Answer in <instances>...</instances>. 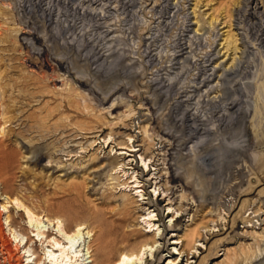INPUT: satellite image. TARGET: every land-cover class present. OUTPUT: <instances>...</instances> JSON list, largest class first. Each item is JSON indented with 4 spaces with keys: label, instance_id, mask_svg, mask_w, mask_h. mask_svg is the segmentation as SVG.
<instances>
[{
    "label": "rangeland",
    "instance_id": "rangeland-1",
    "mask_svg": "<svg viewBox=\"0 0 264 264\" xmlns=\"http://www.w3.org/2000/svg\"><path fill=\"white\" fill-rule=\"evenodd\" d=\"M238 1L73 0L70 8L59 3L58 12L67 17L74 13L71 7L80 10L77 23L85 27L90 50L106 54L107 69L95 72L84 49H68L61 41L54 52L46 42L37 41L41 52L25 45V38H33L24 28L32 27V20L20 24L15 14L19 0H0L5 245L25 239L5 226L8 215L29 222L13 198L41 215L45 225L58 227L57 221L46 222L49 217L59 218L62 226L83 224L86 238L92 215L130 200L135 214L127 228L135 236L126 250L154 238L158 242L133 264H264V37L259 18L236 12ZM233 34L237 54L228 51L229 60L208 77V70L224 60L221 48ZM55 53L70 58L68 70ZM233 57L237 61L230 65ZM44 76L46 88H28L44 91L26 100L27 93L20 92L23 77L33 83ZM168 78L169 91L165 83L160 89L153 83ZM15 82L19 87H11ZM240 91L245 133L221 127L213 112L226 99L239 98ZM186 93L193 99L190 108L176 102ZM195 103L212 133L201 131L188 141L174 116ZM150 212L157 215L154 230L144 221ZM186 230H196L193 250L183 246ZM32 249L20 251L23 264ZM114 262L111 256L104 264Z\"/></svg>",
    "mask_w": 264,
    "mask_h": 264
},
{
    "label": "bare ground",
    "instance_id": "bare-ground-1",
    "mask_svg": "<svg viewBox=\"0 0 264 264\" xmlns=\"http://www.w3.org/2000/svg\"><path fill=\"white\" fill-rule=\"evenodd\" d=\"M69 1L72 2L73 0H19L18 5L17 6L15 5L16 7L15 14L17 18H19L20 24H25L27 19L32 20L31 22L32 27H24V28L30 29L33 38L31 39L25 38L23 40L24 44L29 46L32 49H36L37 51L41 52L40 47L37 46V41L46 42L47 44L46 48L49 51L54 52L55 44L58 41H61L62 44L68 49H73V47L74 49L78 48L79 50L84 49L85 50L84 57L86 59H89L91 62H93V64L95 65V69H94L95 72L106 70L107 68L104 67L105 64H103V60L105 59V57H107L106 54H103V53L100 54V52H97V51L94 52L92 49L90 50V48H93V44L90 45L89 40L86 38L85 27L82 24L78 25L77 23V21L80 20L82 16V15L80 16V10L77 8L71 7L74 13L73 15L71 14L69 17H72V18H69L67 17V15H62L61 13L58 12V10H60V8H58L59 3L62 2L63 5L68 4L67 8H70L69 4L71 5V2L69 3ZM238 2L236 3L239 5L241 4V6L237 7L236 12L244 13V16H246L249 19L251 18V20L259 18L258 20L260 21V24H261L260 31H262L261 34L264 37V6L261 7L262 9L259 7L260 4H264V0H262L261 2H258V0H242L240 3ZM12 5L14 6L13 3ZM196 6L197 4H195V7ZM194 25L199 26V21L196 20ZM223 25H226V24H223ZM237 25L239 26L240 23L235 24L234 26H237ZM236 28H239V27H236ZM195 31L196 32L198 31L197 28ZM231 31L232 30H230V32ZM233 37H234V34L230 35L228 37V40L226 41L227 42L226 46L224 45L221 48V49H225L222 55V57L224 56V60H222V62L219 61V64L215 65L214 67L208 70L211 73V75H209L208 77L213 76L217 72L215 71V69L216 68L218 69L219 67H223L225 63L229 60V58L227 57H230L231 55L228 56L230 54V52L229 54H227L228 51L231 50L233 54L235 53L237 54L236 51H238V48H237L238 40H237V37L234 39ZM261 42H262L263 49H264V38L261 40ZM59 47L61 48V46ZM56 54L57 53H55V56H57L58 63L62 67H65L66 70H68L67 65H68V60L70 58L67 56L59 57ZM96 54L99 55L98 58L96 57ZM218 54L219 53H216V55ZM236 59L237 58L233 57L230 65H234L233 62ZM233 69H234V66H233ZM56 76L57 75L55 74L53 77L52 76L49 77V79L55 78ZM27 78L28 77H23L22 79L23 81L20 83L21 85L20 92L25 93V94L27 93V97L29 98L27 99L25 97L24 98L26 100L29 99L32 101V99L35 98V96H37L36 95L37 93L43 92L44 90L38 91L37 93L34 92V90L30 92L29 86L41 88L39 85H42V87L46 88V85H47L46 81L48 80V77L44 76L43 78H40V79H32L33 83H30L29 80L31 79L27 80ZM201 81H202L201 82L202 84L206 82V81L203 82V80ZM81 82H83V80ZM162 82L163 84L164 83L166 84V85L164 84L165 85L164 87L167 89V91H169V88H171L169 84L171 82V79L168 78L167 80L161 81L159 83L154 82L153 80V83L155 85H158L159 89H160ZM17 85H19V83L15 82L13 85H11V87L14 88ZM5 88L4 87L1 88L3 90V94H5ZM22 93H20V95ZM241 93L242 91L239 92L240 94L239 98L238 97L229 98L221 102L220 105L218 106L216 105V107L213 109V112H217V121L221 124L220 125L221 127H224L226 130H230V131L231 130L233 131V128H239L242 133H245L246 109L243 106V100H242ZM103 98H106V97H103ZM177 99L178 100L176 102L179 106L182 104L187 105L188 108L193 106V104L191 103L193 101L192 96H190L187 93ZM31 101L29 102L31 103ZM73 103L74 102L68 103L67 107H71ZM194 105L195 106L193 109H188V108L184 109L182 113H179L174 116L175 119L179 120L178 124L180 125V127L184 128V130L187 131L188 141L197 139V135L201 131H202V134L204 133L208 135L210 134L212 130L206 127L205 123L207 122V119H205L204 114L202 113L199 114L198 108L196 107L197 103H195ZM6 111L9 112V108H7ZM51 115L52 113H48V116H51ZM1 151H2V147L0 146V154H1ZM143 161L145 162L146 160L144 159ZM204 163H207V157L204 158ZM177 176L178 175L176 172L172 177L174 179ZM72 189L76 190L77 186L73 185ZM14 202L16 203L17 207L21 211L22 210L25 211L24 213H26L25 215H27L29 222L27 221V218H26V221L28 223L25 222L24 224H21L20 222L16 221L15 217L8 215L5 220L6 222L5 226L8 225L7 227L9 228L8 230L10 231V233L12 232L11 234H13L14 236H15L14 231L17 229L19 232H21L24 235L25 239L18 241L16 238L15 241L10 240L9 244L5 245L4 232H3L4 228L2 226L3 223H1L2 216H3L2 214L4 210H0V257L3 261V264H23L22 262L25 256L23 255L24 253L21 254L20 251L24 250L27 246H30L31 248H33L32 249L33 253L32 255L27 257L28 262L26 264H104L105 261H107L111 256L113 259H115L114 264H131L134 258L143 256L144 252L150 245L154 247V245L158 243L155 241V238H154L152 240L144 241L143 243H141L137 250L136 249L128 250V251L126 250V248L129 245V242L135 236V231H129L128 230L129 228H127L128 224L132 222L134 218L133 216L135 214V212L132 209L133 207H131L133 206V203L130 200L123 201L122 205L117 210H109L100 215H95V214L92 215L91 216L92 224H91L89 232H87V235L89 236L90 239L88 237L87 238L82 237L83 230L87 229V228H83V224H78L75 226V228H73L70 225L62 226L59 218L49 217L46 220V222L53 223L54 221H57L56 223L58 225L57 228H55V225L51 227V225L44 224L45 223L44 218L43 217L41 218V215L39 216L38 213L36 214L34 211H31L32 209L30 210L24 207L22 203H19L20 201L17 200V197L13 198V203ZM3 208L5 207L3 206ZM156 218H157V215L154 216L150 212L149 219L144 220L149 225L148 227L150 230H154V228L156 227V224L153 222ZM81 238H83L84 241H80ZM195 239H196V230H186V233L184 236V242H183L184 244L183 246L185 247V249H188V247H190V250H193L196 244ZM11 245H13L14 247L13 249L11 248ZM85 251H86V254H84Z\"/></svg>",
    "mask_w": 264,
    "mask_h": 264
}]
</instances>
